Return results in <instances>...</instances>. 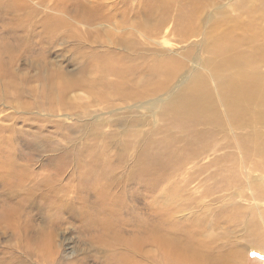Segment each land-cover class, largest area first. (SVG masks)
I'll list each match as a JSON object with an SVG mask.
<instances>
[{
  "label": "rangeland",
  "instance_id": "1",
  "mask_svg": "<svg viewBox=\"0 0 264 264\" xmlns=\"http://www.w3.org/2000/svg\"><path fill=\"white\" fill-rule=\"evenodd\" d=\"M117 1L119 9L128 2ZM236 1H219L229 17L246 18L243 9L255 11L253 5L261 2L238 0L239 6L233 8ZM35 8L36 19L47 11L45 6L41 11ZM209 22H214L213 17ZM6 27L0 15V207L28 196L19 220L31 229L18 230L13 222L0 221V264H162L161 251L150 245L147 230L173 227L176 231L210 209L224 215L214 238L231 248L246 246L254 225L264 232V118L252 124L248 113L242 125L226 118L220 90L210 86L222 120L215 149L177 172L169 165L184 160L181 147L187 136L169 113L162 115L159 108L135 111L139 102L125 95L129 81V86L135 81L143 87L142 77L148 73L141 66L156 65L150 52H137L133 60L115 64L126 80L115 87L117 98L112 84L120 78L106 73L107 67L86 61L99 54L112 55L102 40L109 32L105 27L91 33L97 42L95 51L85 47L88 42L61 30L49 38L52 42L61 38L62 45L40 46L30 37L28 45L16 46ZM256 31L264 34V22L256 25ZM120 33H113L115 39ZM63 38L68 40L62 42ZM196 54L207 57L201 48ZM185 65L190 82L200 74L217 87L207 65L198 67L190 60ZM257 70L264 74V61ZM146 79L154 83L159 78ZM155 96L142 102H154ZM205 128L199 123L195 130ZM248 140V146L242 145ZM7 163L19 168L11 173L4 168ZM162 166L166 168L156 173L155 167ZM27 189L29 194L24 193ZM208 190L215 193L197 205ZM211 198L220 200L212 203ZM131 240H139V247L129 250L125 244ZM244 264H264V253L249 249Z\"/></svg>",
  "mask_w": 264,
  "mask_h": 264
},
{
  "label": "bare ground",
  "instance_id": "2",
  "mask_svg": "<svg viewBox=\"0 0 264 264\" xmlns=\"http://www.w3.org/2000/svg\"><path fill=\"white\" fill-rule=\"evenodd\" d=\"M101 1L0 0V15L7 22L8 36L10 38L15 36L12 40L16 41L14 43L16 46L28 45L30 37L36 38L34 40L36 45L47 47L62 45L63 43H59L61 38L56 42L50 41L49 38L52 33L61 30L68 36L70 32L72 37L82 40V43L88 42L89 45L85 47L95 51L97 48L94 45L97 42L91 33L98 26L100 29L105 27L109 32L102 40L105 41L104 47L111 49L112 55L99 54L87 58L86 61L102 69L107 67L106 73H113L120 78V81L115 79L112 84L115 97L118 92L116 88L121 87L122 83L126 84L124 72L115 64L133 60L137 52H150L152 61L157 62L156 65L149 69L141 66L142 70L147 69L148 73L142 77L143 87H138L139 84L135 81L129 86V81L125 95L132 101L139 102L133 106L135 111L142 109L144 112H150L159 108L162 110V115L169 113L171 121H174L181 133L187 136L186 144L181 147L186 154L184 160L180 162L172 160L169 165L177 172L184 164L198 160L215 149V140L217 134L221 132L222 120L216 105L218 102L215 101L214 91L210 86L220 90L219 102L225 105L226 118L231 116L236 123H239L246 117L245 115L252 113L250 117L252 124L262 123L264 74L258 72L257 68L259 62L264 61V34L256 31V25L259 27V24L264 22V5H260L264 0H260L258 5H253L256 7L255 11L249 8L243 9L247 14L246 18H242L239 14L229 17L224 4L219 3L220 0H128L125 3L126 7L122 9L118 8L117 0ZM119 1L125 2V0ZM228 1L233 2V0ZM35 6L38 11H41L43 6L47 9L39 19H36L32 12ZM238 6L237 0L232 7ZM228 7L232 11L231 5ZM212 17L214 22L211 24L209 21ZM100 20H107L108 23L101 24L102 22H98ZM37 27L41 30L36 31ZM118 30H121L120 36L115 39L113 33ZM38 31L39 33L36 34ZM82 34L86 36L82 37ZM88 37L92 41H89ZM62 40L66 42L65 40L68 39ZM198 48H201L207 57L198 56L196 54ZM249 51L255 52L253 55H248ZM189 60L198 67L202 64L207 65L210 77L215 79L217 87L212 86L209 80L200 74L190 82L192 80L190 71L185 65ZM162 65L166 66V70H162ZM148 75L158 76L159 79L154 83L148 82L146 79ZM152 96H155L154 102L146 101L145 104L142 102ZM199 123L206 125V128L196 131L195 127ZM243 123L244 121L240 125ZM255 136L258 137L257 141L263 142V138L258 134ZM207 138L210 142L206 141ZM248 142L249 140L242 145ZM208 164L212 165L211 162ZM169 166L168 168H171ZM4 168L13 173L19 166L7 163ZM164 168L166 167H155V172L159 173ZM22 169L25 170L24 167ZM164 174L168 175L167 171ZM45 192L50 197L53 196L52 193ZM213 192L214 190L204 191L199 196L197 205H203V200L209 198ZM255 192L256 196L261 195L259 190ZM24 193L29 194L30 189L25 190ZM29 199L28 196H24L16 200L15 205L1 206L0 221H11L16 229L30 231L31 228L19 220L23 204ZM219 200L211 198L210 202ZM221 212L207 210L205 216L195 217L194 221L187 222L183 228L176 231L173 227L149 228L146 233L149 234L150 245L155 244L160 249L161 263L244 264L245 254L249 249L256 248L264 253V232L256 225L249 231L250 239L246 246L231 248L223 241L214 238L215 230L224 217ZM161 230L164 233L160 234ZM139 244V240H131L125 246L131 250L138 248Z\"/></svg>",
  "mask_w": 264,
  "mask_h": 264
}]
</instances>
